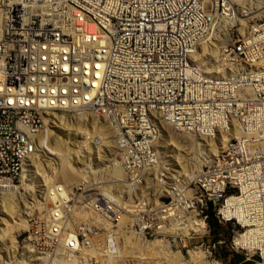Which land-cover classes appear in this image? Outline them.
<instances>
[{"label": "built area", "instance_id": "obj_1", "mask_svg": "<svg viewBox=\"0 0 264 264\" xmlns=\"http://www.w3.org/2000/svg\"><path fill=\"white\" fill-rule=\"evenodd\" d=\"M255 10L252 0H0V194L46 150L47 115L105 123L127 175L112 179V163L96 156L77 186L51 184L48 218L25 233L49 255L37 264H109L127 227L195 249L212 221L230 233L231 253L264 263V17ZM163 124L230 140L203 171L176 168L159 148Z\"/></svg>", "mask_w": 264, "mask_h": 264}, {"label": "bare ground", "instance_id": "obj_2", "mask_svg": "<svg viewBox=\"0 0 264 264\" xmlns=\"http://www.w3.org/2000/svg\"><path fill=\"white\" fill-rule=\"evenodd\" d=\"M262 10H264V7H261L260 9H258L257 12H260ZM240 21L242 22L244 26H246L247 20L245 21L244 19L240 18ZM202 49H204V47H202ZM218 49L219 47L217 46L216 47L217 55H218ZM200 54L201 52L199 51L197 55H195V58L198 59ZM65 118L66 116L47 115L45 117V121L48 125V128L46 132H41L39 134L40 140L45 139V137L47 138L46 150L47 151L50 150V152L52 151L55 158L60 159L61 162L64 164L62 168L60 165L57 164L56 171H54V175H53V177L55 176L53 179L54 181L50 184L47 181L49 185L47 184V187H46L45 199L42 200L46 202V212L47 213L46 215L41 217L43 219L48 218L50 214L49 212L52 209V203L50 202L49 191H48L50 189L49 187H51V184H60L65 187L77 186L83 179H86L87 176L83 168L86 162H89L91 158L94 159L96 156H98L100 159L99 161L97 160L96 163H99V164H103L104 162L112 163L113 168L109 172V175L112 177V179L114 178L117 180H126L127 178V175L124 169L121 167L120 163L117 161L118 156L114 160L109 159L108 161H103L105 160V158H108L107 150H109L108 152H110L111 155L113 156H116L115 154L119 152L117 143H116V147H114L113 145L116 135L114 131L110 127H108L105 123L101 124L97 120L94 119V120H90L91 124L89 126H86L83 123L82 119L77 118L76 123L79 122L80 124L81 122L82 124L78 125V127H76L75 125L74 127L72 126L75 124L74 121L73 122L70 121L72 124H69L67 122L65 125H63V128H61L62 133L64 131H69V130H72L73 132L75 130L76 131L78 130L79 133H81V135L84 136L83 138L84 140L81 141L80 139L78 140L72 139L73 141H70L68 139H65L62 142V147L59 148L58 147L59 138H56V137L51 138L50 136L51 132L49 131V128L51 127V124L52 125L55 124L54 123L55 119L60 120L63 123L66 121ZM160 128H161L162 140L159 143V148L162 149L161 152L163 153L165 152L166 155L170 156L171 158L170 160L173 163V165H175L176 168H180V167H184L188 169L191 168L194 171H199V172L203 171L207 166L213 163L215 157L221 152L222 147L225 146L230 140V137L224 134H219L215 138L214 137L207 138V137H201V136L194 135V134L193 135L192 134H179V133H176L171 127L166 126L164 124L161 125ZM64 134H67V133H64ZM67 137H70L69 134L67 135ZM189 137L196 138L198 139L197 140L198 142L200 141L203 144V148H204L205 155L207 156V160L210 161L206 163V165L205 163L200 162L201 160L200 154H199V157H200L199 160H197V162L193 161V157L197 155V152H195L194 150L191 151V148L195 147V144H194L195 141L190 139ZM94 138H99L100 140L99 143H102V144H104L105 142H108L106 143L107 147L102 144H101L102 146L101 145L99 146L98 143L93 144L92 141ZM105 139H107V141H105ZM81 145L83 146L86 145V148L85 146L80 148ZM87 146L89 147V149H87L88 148ZM93 147H97L96 148L97 151L94 150ZM39 152H40V149L37 151V155L34 158L26 162L24 166V170L21 174V179L23 177L22 186L24 185L26 186L28 179H29V173H30V168L32 164L31 162L35 160L36 158H39L38 156ZM85 154L88 155V157H85L84 156ZM99 166L100 165H96L94 168H99ZM66 173L70 174V176H68V174ZM19 189H20L19 186H17L16 184L14 186H11L9 189L2 191L3 193L0 194V205L2 208L5 209V211H7L10 214H13L14 210L18 207V204L15 198L18 195ZM163 192L167 194L168 188L164 189ZM19 198H16V199H19ZM40 202H38L37 200L36 203L39 204ZM39 206L37 205V207ZM34 209L35 208H33L30 212L28 211L26 218H23V220H21V224H19L17 228L19 232L27 228L29 221L31 223L32 219L30 220V218L33 216L35 212ZM16 213H14V215H16ZM30 226L31 224L29 225V229H30ZM56 226L59 228L58 225ZM8 230L12 231L11 229H8ZM53 231H54V228L52 227V232ZM125 231L128 233L131 232L129 227H127ZM8 233L9 231L5 232L2 237L7 236ZM128 233L124 235L125 237L123 239V243L120 246L121 257L117 259L111 258L108 261L109 264H122V262H124L125 264L127 263L152 264L154 262L153 260L154 257L159 258V262L156 264H217V263H208L207 261L208 257L203 253L202 250H198L197 248L192 249V250L189 249L187 251L188 259H186L182 251L178 250L177 252L173 253V249L171 248V244L169 241H166L164 239L146 241L143 239L136 238L133 235V233H131L130 235ZM238 241L239 239L236 241V243H238ZM23 245L25 246L24 251L27 253L25 255H28L29 258L32 259L31 263L33 264H37V262H40L43 258L49 257L48 254H42V255L38 254L32 248L31 243H28V240H25ZM85 253L87 255H90V251H85ZM84 264H87V262H85Z\"/></svg>", "mask_w": 264, "mask_h": 264}, {"label": "rangeland", "instance_id": "obj_3", "mask_svg": "<svg viewBox=\"0 0 264 264\" xmlns=\"http://www.w3.org/2000/svg\"><path fill=\"white\" fill-rule=\"evenodd\" d=\"M237 1L239 2L240 5H244L245 1H247V0H237ZM252 2L255 4V7H256L255 16L264 17V10L257 12L258 9H260L261 7H264V0H252ZM261 12H263V13H261ZM245 29L246 28L243 27V29L241 31L244 32ZM214 55L217 56L216 48L214 50ZM65 120L66 121L62 123L60 120L55 119L54 120L55 124L54 125L51 124V127L49 128V131L51 132V134H50L51 138H53V137L59 138L58 139L59 140V146H58L59 148L62 147V142L65 139H68L70 141H73L76 139L77 140L80 139L81 141L84 140L83 139L84 136L81 135V133H79L78 130L77 131L75 130L74 132L72 130H69V131H64L62 133L61 128H63V125H65L67 122L69 124H72L70 121H72V122L74 121L73 119H70L68 117H66ZM74 122H75V124L72 125L74 127H75V125H76V127H78V125L82 124L81 122H80V124H79V122L76 123V120ZM64 133H67V134H64ZM68 134L70 137H67ZM76 135H77V137H76ZM79 137H81V138H79ZM189 138L195 141V143H194L195 147L191 148V151L194 150L195 152H197V155H195V157H193V161L197 162V160H199V158H200L199 157V154H200L201 155L200 162L205 163V165H206V163H208L210 161L207 160V156L205 155L203 144L200 141L198 142L197 141L198 139H196V138H193V137H189ZM105 141H107V139H105ZM106 143H108V142H105L104 144H102V143H98V144H99V146L101 144L106 146L107 145ZM116 143H117V141L115 138L114 142H113L114 147H116ZM84 146L86 148V145H84ZM84 146L81 145L80 148L84 147ZM93 148H94V150L97 151V149H96L97 147H93ZM87 149H89V147ZM108 151L109 150H107L108 158H105V160H103V161H108L109 159L114 160L119 155V152H118L117 154H115L116 156H113ZM38 156H39V158H36L35 160H33L31 162L32 164H31V168H30L29 179H28L26 186L25 185L22 186L23 177H22V179L20 177V179L17 183V186H19L20 189L18 190V195L16 198H19V197L20 198L19 199L15 198V200L17 201V204H18V207L14 210V213L17 212L16 215H14V213L13 214L8 213L0 205V207H1L0 208V264H33V263H31L32 259H30L28 255H25L27 253L24 251L25 246L23 245L25 242V238H26L25 233L29 229V225L31 223L29 221L27 228H25L23 231L19 232L17 230V228H18L19 224H21V220H23V218H26L28 211L30 212L33 208H35L34 209L35 212H34L33 216L30 218V220L34 219L35 217H42V216L46 215V213H47L46 212V202H44L42 200L45 199V196H46L45 193H46L47 184H48V182L50 184L54 181L53 179L55 176L53 177V175H54V171H56L57 164L60 165L61 168L64 165L60 159L55 158L52 151L50 152V150L49 151H47V150L41 151L40 150ZM84 156L88 157V155H86V154ZM66 174H68V173H66ZM68 176H70V174H68ZM55 181H56V179H55ZM73 185H75V184H73ZM19 193L21 194V196ZM37 200H38V202H40V201L41 202L39 204H37L36 203ZM37 205L38 206L40 205V206L37 207ZM211 225L214 228L211 229V235L208 238H205L202 241L198 240V241L193 242L194 246H195L194 248H197L198 250H202L203 253L208 257V260H207L208 263L261 264V263H258V261L255 258H250V257L246 258L243 255L231 253L228 250L229 243L231 242L230 233L228 231H226L225 229H222L219 232L220 234H217L216 231L219 228L215 225V223L213 221L211 222ZM8 229H11L12 231H10ZM7 231H9L8 235L2 237L3 234ZM224 242L226 243V245H220V243H224ZM201 246H202V249H201ZM190 249L192 250L193 248H190ZM177 251L178 250H173V253L177 252ZM187 251L188 250L182 251L183 255L185 256L186 259H188ZM210 254L213 255V258H210V256H209ZM153 260H154V262L152 264H154V263L156 264L159 262L158 257H154ZM127 264H131V263H127Z\"/></svg>", "mask_w": 264, "mask_h": 264}, {"label": "trees", "instance_id": "obj_4", "mask_svg": "<svg viewBox=\"0 0 264 264\" xmlns=\"http://www.w3.org/2000/svg\"><path fill=\"white\" fill-rule=\"evenodd\" d=\"M212 228H214L212 225H211ZM245 264H251V263H245Z\"/></svg>", "mask_w": 264, "mask_h": 264}]
</instances>
